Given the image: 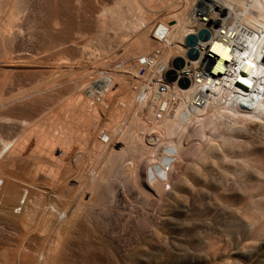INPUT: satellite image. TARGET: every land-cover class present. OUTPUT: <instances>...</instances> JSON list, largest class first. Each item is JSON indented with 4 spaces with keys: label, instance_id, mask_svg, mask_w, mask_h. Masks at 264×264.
Returning <instances> with one entry per match:
<instances>
[{
    "label": "bare ground",
    "instance_id": "1",
    "mask_svg": "<svg viewBox=\"0 0 264 264\" xmlns=\"http://www.w3.org/2000/svg\"><path fill=\"white\" fill-rule=\"evenodd\" d=\"M263 54L264 0H0V262L14 261L1 264H168L167 238L191 239L207 189L226 210L245 197L258 231ZM177 56L186 88L165 77ZM233 213L173 264H207Z\"/></svg>",
    "mask_w": 264,
    "mask_h": 264
},
{
    "label": "rangeland",
    "instance_id": "2",
    "mask_svg": "<svg viewBox=\"0 0 264 264\" xmlns=\"http://www.w3.org/2000/svg\"><path fill=\"white\" fill-rule=\"evenodd\" d=\"M102 1H107V0H99V2H102ZM83 14V16L84 15H86V17H90V18H94L97 14H98V12H97V10L96 9H89L87 12H84V13H82ZM95 15V16H94ZM94 32V28H93V26H88V27H86V32H85V34H86V40H87V38H88V36L90 37L91 35H92V33ZM115 49H116V51H117V49H118V46L117 47H115L114 48V50H113V52H116L115 51ZM142 73V74H141ZM144 73H145V69L144 68H141L140 69V75H144ZM84 78H86V75L84 76ZM42 80V82L43 81H46L47 79H49L48 77H44V78H41ZM206 190V189H205ZM208 190V189H207ZM207 190L206 191H201L200 193H199V198H200V200L202 199V198H206V199H202L201 201L204 203V204H202V205H204V206H202V205H200V203H202L200 200V203H199V206H201V207H203V208H201V213L199 214V210L197 209V215H196V217L197 218H199L198 220L195 218V215H194V217L193 218H190V219H188L187 221H184V226L182 225V224H180V226L182 225L183 227V229H185V232H194V234H193V232L191 233V235H192V237H191V239L190 240H185L183 243H185L184 245L186 246H184L183 245V243H179V242H177L178 240L177 239H175V237L176 238H178L179 237V234L178 233H176V235L174 236V234H175V232L174 233H171V235H169V237H171L172 238V242H171V240H169V239H171V238H167V247H168V253H169V251H171V253L170 254H168V257H167V263L169 264H173L174 262V258H178V256L177 255H181V256H179V257H182V256H186V257H190L191 256V253H192V251H190V249L189 248H191V246L193 247L194 246V244H196L197 243V239H198V237H199V235L198 234H200L201 232H202V229H203V232L204 231H206V230H208L209 229V227H214L215 229H216V227L218 226V221L220 220L221 221V218H224L225 216H228V215H230V213H232V212H234L233 214H236L237 215V219H236V221L234 222V226H233V230H232V232L231 233H229V235H224V234H219V233H217V234H214L215 235V237L213 238V239H211V240H206V241H208L207 242V250H208V254L210 255L209 257H208V261H207V264H230V262L229 263H226L227 261L225 260L226 258H225V255H231L232 257H234L235 256V252H238V249H239V245H243V243H245L244 244V246H248V243H249V245L251 244V242H253V243H255L256 244V246H254L253 247V249H251L252 247H250V249L248 250V251H250L249 253L246 251V252H244V254H243V256L245 257L246 256V259L244 258V262L242 261V263H239V264H264V200H263V211L262 212H260V219H261V225H260V227L262 228H260V227H258V229L260 230H262V231H260L259 232V234H255V232L254 231H256V229H257V225H255V224H253V219H252V215H251V208L249 209L248 208V206H249V203H247L248 201H246L245 200V197H243V196H241V195H239V193H236V194H234L233 196V198H231V199H229L228 201H230L229 202V204L231 205V207L229 208L228 207V209L230 210V211H227L226 210V208L224 207V205H226V204H221V205H219L218 203H216V202H218V201H216L215 199H214V197L212 196L213 194H212V192H211V190L210 191H208L207 192ZM211 192V193H210ZM235 191H233V193H234ZM203 193V194H202ZM206 193V194H205ZM209 193V194H208ZM212 194V195H211ZM204 195V196H203ZM245 196V195H244ZM128 199H129V201L130 202H132V203H134V204H138L137 202H136V198L134 197V195L133 194H130L129 193V196H128ZM207 200V201H206ZM205 202H208L209 204H207V203H205ZM210 202H212V204H210ZM214 202V203H213ZM215 203L217 204V205H215ZM206 204L208 205V206H206ZM214 204V205H213ZM228 204V206H230ZM209 205H213L212 207L215 209H213L211 206H209ZM219 205V206H218ZM138 206H139V204H138ZM218 206V207H217ZM223 206V207H222ZM119 207L121 208V209H124V206H123V204H119ZM141 208H146L145 206H140ZM140 207H135V208H138V212H140L141 213V211H142V209L140 208ZM204 207H205V209L206 210H204ZM216 207V208H215ZM140 208V209H139ZM220 208H225V209H220ZM211 209V210H210ZM217 209H218V212L219 211H221L220 212V214L221 215H224V212H225V216H221V217H219L220 215H219V213L218 212H216L217 211ZM202 210H204V211H202ZM208 210V211H207ZM210 210V211H209ZM214 211H215V213L216 214H214ZM222 211H223V213H222ZM229 212V213H227V212ZM205 212H209L210 214H206ZM203 213H204V215H203ZM226 213H227V215H226ZM203 215V216H201V217H203L204 218V220H203V218H201V217H199L200 215ZM212 214V215H211ZM214 214V215H213ZM232 214V215H233ZM242 214H245V216H247L248 218H249V221L248 222H245L244 221V219L243 218H241V217H239V216H241ZM199 215V216H198ZM206 215V216H205ZM210 215V216H209ZM219 215V216H218ZM231 215V216H232ZM205 216V217H204ZM207 216H208V219H207ZM212 216V217H211ZM217 216V217H216ZM211 217V218H210ZM213 217H215L214 218V220H218L217 222L216 221H214L212 218ZM194 218L196 219V220H194ZM200 218H201V220H202V224H200L201 222V220H200ZM205 218H206V220H205ZM191 220H194V222L192 223L191 222ZM207 220H210L208 223L206 222L205 223V221H207ZM214 221V223H211V221ZM199 222V223H197V222ZM185 222H186V225H185ZM195 223V224H194ZM196 223L197 224H199L200 225V227H199V225L197 226L196 225ZM216 223V225H212V224H215ZM190 225V226H187V225ZM206 224L207 225H209V227H207L206 226ZM203 227H202V226ZM206 226V228H205V226ZM193 226H195V227H192ZM255 226H256V229L254 230V228H255ZM186 227V228H185ZM188 227V228H187ZM190 227V228H189ZM202 227V228H201ZM246 227V228H245ZM199 228H201V231H199L200 229ZM204 228H205V230H204ZM187 229V230H186ZM248 229H249V231L252 229V231H248ZM189 230H191V231H189ZM217 230V229H216ZM215 230V231H216ZM258 230V231H259ZM258 231H256V232H258ZM179 233H180V235H181V232L180 231H178ZM252 232V233H251ZM254 232V233H253ZM195 235V236H194ZM182 236V235H181ZM174 238V239H173ZM197 238V239H196ZM192 239H193V241H194V243H193V241H192ZM174 240H175V245H174ZM177 240V241H176ZM255 240V241H254ZM239 241V242H238ZM260 241V242H259ZM189 242H191V243H189L191 246L189 247V244L188 243ZM238 242V243H237ZM258 242V243H257ZM5 244V242H4V240L3 241H1L0 242V244ZM180 244L179 245V247L178 246H176L177 244ZM247 243V244H246ZM173 246H172V245ZM187 244H188V246H187ZM227 245V247H228V251L225 253V254H223V247H224V245ZM236 244H237V246H238V249L236 248L237 246H236ZM239 244V245H238ZM6 245V244H5ZM5 245H1L0 246V252H1V254L2 255H0V257H2V260H3V256L4 255H6V252H5V250L4 249H6L7 247H9L8 245L7 246H5ZM170 245H171V247H170ZM182 245V246H181ZM208 246H210V249H209V247ZM4 249H3V248ZM6 247V248H5ZM174 247V248H173ZM181 247H182V249H181ZM189 247V248H188ZM249 248V247H248ZM169 249H171V250H169ZM186 249V250H185ZM189 249V250H188ZM193 249V248H192ZM237 249V250H236ZM188 250V251H187ZM236 250V251H235ZM4 251V252H3ZM172 251H173V254H172ZM240 251V250H239ZM176 254H175V253ZM179 253V254H178ZM228 253V254H227ZM175 254V255H174ZM175 257H174V256ZM256 255V256H255ZM169 256H170V258H169ZM177 256V257H176ZM252 257V258H251ZM6 259L7 258H4V261H1L0 262V264L1 263H10L11 261L12 262H14L13 260H7L6 261ZM1 260V259H0ZM171 260V261H170ZM173 260V261H172ZM176 260V259H175ZM247 260V261H246ZM203 261H205L206 262V260L203 258ZM11 262V263H12Z\"/></svg>",
    "mask_w": 264,
    "mask_h": 264
},
{
    "label": "water",
    "instance_id": "3",
    "mask_svg": "<svg viewBox=\"0 0 264 264\" xmlns=\"http://www.w3.org/2000/svg\"><path fill=\"white\" fill-rule=\"evenodd\" d=\"M211 37V33L208 29L203 28L200 29L198 34H189L185 42L187 45H189V50L187 52V55L189 58H198L199 53L198 50L195 48L196 43L199 41V39H209ZM185 63V60L181 56H177L173 59V68L167 70L165 77L169 81H174L177 80L178 84L182 88H186L190 85V80L189 78L183 76V77H178L177 74V68L182 67Z\"/></svg>",
    "mask_w": 264,
    "mask_h": 264
}]
</instances>
